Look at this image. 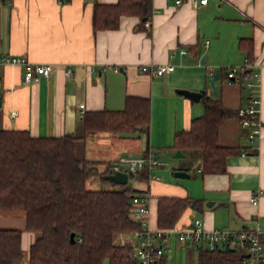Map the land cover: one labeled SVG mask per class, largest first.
<instances>
[{"label":"crops","instance_id":"0c3cea01","mask_svg":"<svg viewBox=\"0 0 264 264\" xmlns=\"http://www.w3.org/2000/svg\"><path fill=\"white\" fill-rule=\"evenodd\" d=\"M1 1L8 5L0 15V53L25 55L35 64H50L52 69L48 75L25 82V65L0 63V126L25 129L33 136L73 133L76 155L95 161L100 171L121 157L142 156L149 149L155 152V142L161 148L167 140L174 142L177 131L189 129L193 118L204 114L202 97L192 100L179 88L221 98L235 111L247 107L250 72L240 70L241 82L224 78L230 67H240L249 59L253 71L261 74L258 117L262 134L250 143L249 129L242 126L238 114L228 117L219 131L222 145L244 146L245 154L229 155L227 170L222 173H203L198 153L171 167V179H166L170 169L164 163L153 171L155 177L143 180L130 175L129 182L133 180L131 184L150 197L148 224L152 228H168L157 223L158 196H187L197 200V205H189L172 227L186 228L195 217L202 218L208 229H253L259 225L264 241V0H230L231 4L221 0L207 4L148 0L147 18L122 15L118 27L98 30L93 25L95 3L119 0ZM151 63H172L175 68L155 75L142 69ZM217 71L218 87L213 92L210 82ZM130 95L150 101L148 132L86 129L88 112L121 110ZM158 102L168 115L166 121L155 124ZM176 169H185L190 176L176 177ZM122 170L127 171V164H122ZM100 182L113 187L99 175L91 176L87 186L99 189L103 187H97ZM256 190L261 191L254 204L250 198ZM0 228L22 229L25 255L21 264H29L30 246L39 234L26 229L25 212L0 211ZM119 242L135 245V231L120 235ZM196 248L201 252L200 247L183 243L177 236L171 250L159 260L177 264V255L181 260L183 252Z\"/></svg>","mask_w":264,"mask_h":264},{"label":"trees","instance_id":"16d2710c","mask_svg":"<svg viewBox=\"0 0 264 264\" xmlns=\"http://www.w3.org/2000/svg\"><path fill=\"white\" fill-rule=\"evenodd\" d=\"M129 14L147 18L148 0L96 2L94 29L116 28L121 16ZM202 101L204 114L193 118L189 129L176 132L173 146L184 152L199 151L203 173H222L227 170V157L244 148L219 141L222 123L238 110L211 95L204 94ZM84 123L86 129L148 132L150 101L130 95L125 108L90 111ZM76 139L73 133L33 136L25 129L0 126V211H24L26 229L39 234L30 246L29 264H103L106 258L109 264H139L135 245L119 242L117 237L140 228L130 209L134 195L142 191L131 183L89 188L93 175L107 180L112 164L100 171L95 161L78 157ZM148 176L147 169L131 174L132 179ZM196 202L187 196H158V226H174L184 210ZM21 237L22 229L0 228V264H21L25 255ZM200 248L198 264H243V248Z\"/></svg>","mask_w":264,"mask_h":264},{"label":"built area","instance_id":"2783aa9c","mask_svg":"<svg viewBox=\"0 0 264 264\" xmlns=\"http://www.w3.org/2000/svg\"><path fill=\"white\" fill-rule=\"evenodd\" d=\"M176 1L182 2L183 0ZM189 1L196 4H207L209 2V0ZM221 1L231 4L230 0ZM0 63L25 65V82L37 80L41 75H48L52 69L50 64H35L25 55L0 53ZM252 67L253 64L249 59H246L242 66H232L227 71V77L235 82L241 81L240 70L249 71L252 78L246 83L250 91V103L247 107H242L238 110L242 126L249 129L250 143H254L255 138L262 134V123L258 117L262 101L260 95L261 74L253 71ZM174 68L175 66L172 63H151L142 66L144 71L155 75L166 74ZM256 147L253 144L251 146L252 149H256ZM242 153L245 154V151ZM122 164H127L129 175L137 173L139 170L147 169L149 176L155 177L156 175L153 171L163 166L164 161L152 149H149L142 156L121 157L112 165V171L122 170ZM260 191H254L250 198L252 203L257 204L259 202ZM149 214L150 197L143 193L134 195L130 216L141 224L140 228L135 230L136 243L134 249V255L139 264H158L160 257L171 250L172 239L177 236L183 242H188L197 247H205L209 250L218 249L221 246L230 248L242 247L246 250L243 264H264V241L259 225L253 229H208L202 218L195 217L191 225L186 228H152L148 224Z\"/></svg>","mask_w":264,"mask_h":264},{"label":"rangeland","instance_id":"374dc122","mask_svg":"<svg viewBox=\"0 0 264 264\" xmlns=\"http://www.w3.org/2000/svg\"><path fill=\"white\" fill-rule=\"evenodd\" d=\"M7 5H8L7 3H4L3 1L0 0V15L3 14L2 10H4ZM240 78H241V76H240ZM224 79L227 80V82L229 80H231L230 78L227 77V75ZM161 104H163V103H161ZM160 108H161L160 103L158 102V104L155 108V111L157 110V114H154V116L152 114L155 124L158 122H161V121H166V118L168 115V113L166 112V109L163 111V108H161V112H160ZM156 117L159 121L156 120ZM163 123H166V122H163ZM152 124H153V121H152ZM142 132L146 133V130H143ZM155 141H153V142H155ZM167 141H168L167 144H165V146L162 148L156 146V142L154 144V147H155V152H157L162 157L161 159L167 165V168L170 169L169 173L166 175V179H171V178H173V174L171 172V167H175L178 162L186 159L189 156H192V157L196 156V154H198L199 151H194V152L186 151V154H184L183 156H175V153L178 150L173 146V144H174L173 140H167ZM103 182H107L110 185H112L113 187L122 186V184L112 183L111 181H108V180H103ZM131 182H133V180H131L129 183H131ZM100 184L103 186V184L100 182L99 184H97V187H100L101 186ZM103 187L106 188V186H103ZM117 240L119 241V236L117 237ZM181 242H183V241H181ZM183 243H188V242H183ZM204 249H206V248L204 247ZM199 252H200V250L197 248L195 250H191V253H188L187 251H185V252H183V256H182L181 260H180V257L178 255L176 256L177 257L176 263L177 264H198L199 263ZM103 264H108V260L106 259Z\"/></svg>","mask_w":264,"mask_h":264},{"label":"water","instance_id":"95a60500","mask_svg":"<svg viewBox=\"0 0 264 264\" xmlns=\"http://www.w3.org/2000/svg\"><path fill=\"white\" fill-rule=\"evenodd\" d=\"M220 76V72L217 71L214 73L213 78L211 80V86L213 88V92L217 89V84H216V80L219 78ZM178 91L188 97H190L192 100H199L202 97V92L200 91H195V90H190L187 88H179ZM184 152L181 150H178L175 153V156H183ZM174 175L176 177H188L190 176V172L185 170V169H176L174 171ZM107 179H110L111 181L120 183V184H126L129 182L130 179V175L127 171L125 170H119V171H115L112 173H109L106 175ZM71 240L74 241L75 240V232L71 233Z\"/></svg>","mask_w":264,"mask_h":264}]
</instances>
